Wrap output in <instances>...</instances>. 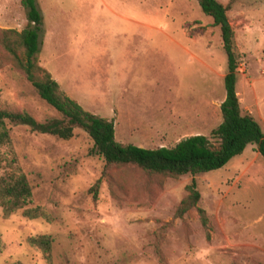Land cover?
Returning a JSON list of instances; mask_svg holds the SVG:
<instances>
[{
    "label": "rangeland",
    "instance_id": "374dc122",
    "mask_svg": "<svg viewBox=\"0 0 264 264\" xmlns=\"http://www.w3.org/2000/svg\"><path fill=\"white\" fill-rule=\"evenodd\" d=\"M233 32L235 92L241 113L264 135V0H216ZM41 16L36 65L66 98L113 125V137L145 149L171 148L191 135L207 136L220 122L225 57L219 30L192 0H34ZM26 24L19 0H0V30ZM19 54V51H17ZM0 109L36 122L56 113L41 101L0 48ZM9 165L0 179L22 174L26 208L48 220L4 217L0 264H47L28 238L48 236V264H264V161L254 145L222 168L163 179L158 186L131 168L101 177L79 130L57 140L5 125ZM100 179L96 199L90 186ZM195 183L197 207L173 219L184 187ZM170 222L154 252L155 232Z\"/></svg>",
    "mask_w": 264,
    "mask_h": 264
},
{
    "label": "trees",
    "instance_id": "16d2710c",
    "mask_svg": "<svg viewBox=\"0 0 264 264\" xmlns=\"http://www.w3.org/2000/svg\"><path fill=\"white\" fill-rule=\"evenodd\" d=\"M200 12L211 19V26L217 27L221 49L225 57V74L222 77L224 98L220 103V122L207 136L195 135L180 139L171 148L143 149L118 143L113 137L112 123L82 110L75 102L63 96L49 76L36 65L38 52V31L41 16L34 0H19L25 12L26 24L20 32L0 30V48L10 62L22 73L36 96L49 106L55 117L36 122L28 114L14 110L0 109V146L9 144L5 125L22 126L31 133L51 136L60 141L71 138L74 130L83 132L91 141L88 155L101 159V177L109 179V173L131 168L160 186L163 179H178L195 176L222 168L230 159L239 156L247 145H254L256 154L264 161V135L258 124L246 113H241L235 92L236 60L233 53V32L228 23L225 6L216 0H192ZM19 51V54H17ZM9 161L0 154V168ZM100 179L89 188L91 199L95 200ZM186 195L178 202L173 219H181L194 209L200 226L207 229L203 210L197 207L199 194L191 180L184 187ZM30 198V187L22 174L8 175L0 179V209L4 217L16 212L27 220H48L39 207L26 208ZM170 222L161 223L155 232L154 252L163 263L160 245ZM28 243L38 249L47 264L51 248L48 236L28 238Z\"/></svg>",
    "mask_w": 264,
    "mask_h": 264
},
{
    "label": "crops",
    "instance_id": "0c3cea01",
    "mask_svg": "<svg viewBox=\"0 0 264 264\" xmlns=\"http://www.w3.org/2000/svg\"><path fill=\"white\" fill-rule=\"evenodd\" d=\"M224 98V97H223ZM220 105V104H219ZM107 120V119H106ZM112 128H113V125H112ZM191 136H195V135H191ZM187 137H189V136H187ZM183 138H185V137H183ZM179 141V140H178ZM138 148H142L141 146H137ZM158 148H160V147H158ZM143 149H145V148H143ZM156 149V148H155Z\"/></svg>",
    "mask_w": 264,
    "mask_h": 264
}]
</instances>
